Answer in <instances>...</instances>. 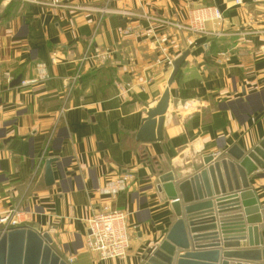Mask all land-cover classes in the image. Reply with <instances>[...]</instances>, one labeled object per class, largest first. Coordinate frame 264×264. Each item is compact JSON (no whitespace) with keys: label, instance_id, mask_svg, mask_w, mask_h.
<instances>
[{"label":"crops","instance_id":"crops-1","mask_svg":"<svg viewBox=\"0 0 264 264\" xmlns=\"http://www.w3.org/2000/svg\"><path fill=\"white\" fill-rule=\"evenodd\" d=\"M64 2L123 13L0 0V215L24 211L25 226L48 233L65 260L74 258L71 264H143L145 250L162 242L177 220L158 190V173L192 168L194 157L217 155L234 143L249 151L264 139V2ZM209 6L223 20L208 22L207 34L155 21L186 24L193 7ZM40 64L46 80L10 87L18 76L36 78ZM158 109L163 139L137 141ZM49 159L56 160L51 186L44 179ZM127 173L135 180L126 191L115 198L97 193ZM250 183L264 206V169ZM104 205L129 214L131 245L123 260L101 261L86 248L85 222ZM239 243L249 247L247 240Z\"/></svg>","mask_w":264,"mask_h":264},{"label":"water","instance_id":"water-1","mask_svg":"<svg viewBox=\"0 0 264 264\" xmlns=\"http://www.w3.org/2000/svg\"><path fill=\"white\" fill-rule=\"evenodd\" d=\"M187 53L174 63L171 85ZM18 76L10 87L19 86ZM164 115L152 112L136 139H163ZM45 165L47 186L54 183L52 164ZM192 168L158 173V190L171 201L177 220L164 240L145 250L143 264H264V206L252 189L251 176L264 169V139L245 151L236 143L224 152L193 158ZM247 240L249 247H240ZM0 264H68L48 233L30 226L0 231Z\"/></svg>","mask_w":264,"mask_h":264},{"label":"built area","instance_id":"built-area-1","mask_svg":"<svg viewBox=\"0 0 264 264\" xmlns=\"http://www.w3.org/2000/svg\"><path fill=\"white\" fill-rule=\"evenodd\" d=\"M10 1V0H9ZM39 6H46L53 9H69L83 12H96L102 16L111 13H123L111 10L108 7L95 8L87 5H71L64 0H22ZM235 5L243 6L247 2H264V0H234ZM127 13V12H125ZM130 14V13H127ZM132 15V14H130ZM223 20L222 12L215 6L192 8L190 10L188 22L186 24L174 23L166 19H155L166 26L198 36L207 34L206 24L208 22H217ZM130 29H120L119 34H127ZM189 46L194 44L193 41H187ZM52 62H56V55L53 54ZM7 81H11L9 73L5 74ZM47 79L46 66L40 64L37 66V76L31 80L22 81V86L27 87L35 85L40 81ZM63 113V112H62ZM40 167V166H39ZM135 180V176L130 174H120L110 179L104 186L96 191L100 196L115 198L119 193L126 191L129 185ZM26 213L18 209H11L0 215V231L15 227L25 226ZM128 212L122 209L112 208L109 205L93 209L90 217L86 220L85 225L88 229L86 237L87 250L98 256L101 261L106 260H123L127 257L130 248L129 228L127 225ZM68 264L74 261V258L66 260Z\"/></svg>","mask_w":264,"mask_h":264}]
</instances>
